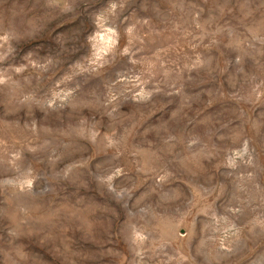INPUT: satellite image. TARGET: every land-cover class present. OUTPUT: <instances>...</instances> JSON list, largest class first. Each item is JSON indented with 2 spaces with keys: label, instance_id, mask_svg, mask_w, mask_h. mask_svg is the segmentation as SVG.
<instances>
[{
  "label": "rangeland",
  "instance_id": "1",
  "mask_svg": "<svg viewBox=\"0 0 264 264\" xmlns=\"http://www.w3.org/2000/svg\"><path fill=\"white\" fill-rule=\"evenodd\" d=\"M0 264H264V0H0Z\"/></svg>",
  "mask_w": 264,
  "mask_h": 264
}]
</instances>
